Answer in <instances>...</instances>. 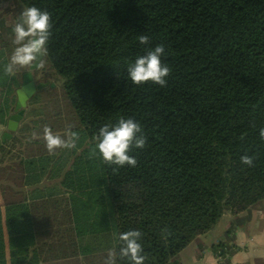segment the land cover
<instances>
[{
  "label": "trees",
  "instance_id": "trees-1",
  "mask_svg": "<svg viewBox=\"0 0 264 264\" xmlns=\"http://www.w3.org/2000/svg\"><path fill=\"white\" fill-rule=\"evenodd\" d=\"M20 1L50 13L33 78L55 75L63 91H36L1 143L0 264H79L80 253L103 264L110 250L129 264L119 234L130 230L143 234L144 264H171L226 215L234 220L213 254L234 250V221L264 200V0ZM12 19L0 22V140L29 68L4 72L20 16ZM157 45L171 69L166 85H134L129 64ZM120 118L146 137L128 153L135 167L91 155L99 129ZM44 126L78 133L76 147L49 154Z\"/></svg>",
  "mask_w": 264,
  "mask_h": 264
},
{
  "label": "clouds",
  "instance_id": "clouds-1",
  "mask_svg": "<svg viewBox=\"0 0 264 264\" xmlns=\"http://www.w3.org/2000/svg\"><path fill=\"white\" fill-rule=\"evenodd\" d=\"M50 13L41 11L35 6L25 8L20 14V19L12 28L16 45L10 57L9 63L5 66L6 75L14 74L17 67L40 68L43 67V58L47 55V42L50 36ZM141 45H148L150 38L147 35L138 37ZM164 46L157 45L145 55L136 58L134 63L127 68L128 76L134 85H141L145 82L164 87L166 78L170 75L171 69L162 64L161 56L164 54ZM33 138H36L35 133ZM259 138L264 141V128L259 131ZM42 139L46 144L49 154L56 149H74L79 140L76 132L68 130L64 137L53 133L50 127L44 126ZM95 147L92 156L99 154L103 161L109 165L123 167L125 165L135 167L136 159L128 153L134 146L143 149L146 144V137L142 134L141 125L132 118H120L116 125H106L99 129L98 135L93 137ZM255 157L244 155L241 163L252 167ZM166 231L162 230V232ZM142 233L139 230H130L119 234V241L122 246L119 249V259L127 260L129 264H144L146 257L142 254L143 247L139 242ZM117 253L114 250L108 252L104 264H116Z\"/></svg>",
  "mask_w": 264,
  "mask_h": 264
},
{
  "label": "crops",
  "instance_id": "crops-1",
  "mask_svg": "<svg viewBox=\"0 0 264 264\" xmlns=\"http://www.w3.org/2000/svg\"><path fill=\"white\" fill-rule=\"evenodd\" d=\"M51 184L55 185L57 181ZM233 220L230 215L221 218L213 230L190 243L171 264H218L213 254V247L225 241L227 227ZM234 224L235 229L230 239H233L238 252L233 256L230 264H256V261L264 264V200L242 214L239 220L234 221ZM113 244L114 237L110 245L113 246ZM81 246L89 247L90 245L84 241ZM81 254L78 258L79 264H87V258ZM56 262L63 263L57 260Z\"/></svg>",
  "mask_w": 264,
  "mask_h": 264
},
{
  "label": "water",
  "instance_id": "water-1",
  "mask_svg": "<svg viewBox=\"0 0 264 264\" xmlns=\"http://www.w3.org/2000/svg\"><path fill=\"white\" fill-rule=\"evenodd\" d=\"M38 69L39 68L29 67V70L22 75L21 87L16 91L17 104L20 111L11 117V119L7 122L6 129L8 133H5L1 136L0 147L1 143H5L6 140H10L12 137L11 134L17 131L19 120L24 115V111L29 99L35 95L36 91H39L45 87V84L36 85L34 82L33 72Z\"/></svg>",
  "mask_w": 264,
  "mask_h": 264
},
{
  "label": "rangeland",
  "instance_id": "rangeland-1",
  "mask_svg": "<svg viewBox=\"0 0 264 264\" xmlns=\"http://www.w3.org/2000/svg\"><path fill=\"white\" fill-rule=\"evenodd\" d=\"M14 2V3H13ZM26 7L23 5L22 1L20 0H11V2H4V3H1L0 4V22L1 20H5L6 22H8L10 19L12 18H15V17H19L20 14L22 13V11L25 9ZM14 20V19H12ZM11 20V21H12ZM11 21L9 22V24L11 23ZM3 23V22H2ZM29 69V68H28ZM27 69V71H28ZM41 76L38 75L36 78H34V81L39 83V80L41 79L40 78ZM43 84H50V88L54 91V89H56L57 87V90L56 92L61 95L62 91H63V86H62V81L56 77L54 75V77H52L51 79L47 80L46 83H43ZM47 87L43 88V89H46ZM42 89V90H43ZM44 95H47L49 94V90H46L44 93ZM5 95H4V99H3V104L5 103ZM17 100V98H16ZM20 109L18 108V104H17V101H16V104H15V107L12 109V111L10 112H6V120L7 122L10 120V117L14 116L17 114V112L19 111ZM10 116V117H9ZM9 117V119H8ZM6 127H7V124H6ZM5 128H2L1 132H2V135L4 133H8L7 129ZM57 181V180H56ZM229 252H232L234 253V255L238 252V249L234 247V250L232 251H229ZM228 252V253H229ZM234 255H231V259H230V262L233 258ZM219 264V263H218Z\"/></svg>",
  "mask_w": 264,
  "mask_h": 264
},
{
  "label": "built area",
  "instance_id": "built-area-1",
  "mask_svg": "<svg viewBox=\"0 0 264 264\" xmlns=\"http://www.w3.org/2000/svg\"><path fill=\"white\" fill-rule=\"evenodd\" d=\"M229 251H226V253L224 254V259H223V257H218L219 256V254H218V256H216V260H217V262L220 264V263H225V261H228V263L230 264V259H231V252H229Z\"/></svg>",
  "mask_w": 264,
  "mask_h": 264
},
{
  "label": "flooded vegetation",
  "instance_id": "flooded-vegetation-1",
  "mask_svg": "<svg viewBox=\"0 0 264 264\" xmlns=\"http://www.w3.org/2000/svg\"><path fill=\"white\" fill-rule=\"evenodd\" d=\"M33 79H34V78H33ZM34 82H35V81H34ZM35 84H36V85H39V83H37V82H35ZM41 84H42V83H41ZM19 111H20V110H19ZM19 111H18V112H19ZM18 112H17V113H18ZM12 117H13V116H12ZM10 119H11V117H10ZM4 134H5V133H4Z\"/></svg>",
  "mask_w": 264,
  "mask_h": 264
}]
</instances>
